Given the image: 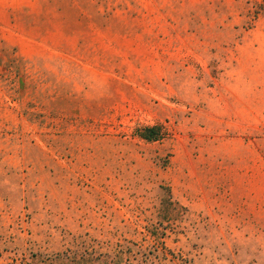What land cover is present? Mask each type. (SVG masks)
<instances>
[{
    "label": "rangeland",
    "instance_id": "1",
    "mask_svg": "<svg viewBox=\"0 0 264 264\" xmlns=\"http://www.w3.org/2000/svg\"><path fill=\"white\" fill-rule=\"evenodd\" d=\"M0 264H264V0H0Z\"/></svg>",
    "mask_w": 264,
    "mask_h": 264
},
{
    "label": "trees",
    "instance_id": "2",
    "mask_svg": "<svg viewBox=\"0 0 264 264\" xmlns=\"http://www.w3.org/2000/svg\"><path fill=\"white\" fill-rule=\"evenodd\" d=\"M164 125L163 124H153L145 125L136 130V134L141 138L154 141L162 138L165 135Z\"/></svg>",
    "mask_w": 264,
    "mask_h": 264
}]
</instances>
